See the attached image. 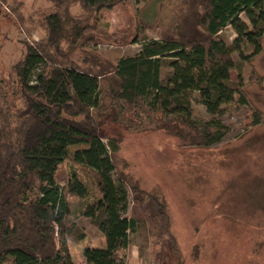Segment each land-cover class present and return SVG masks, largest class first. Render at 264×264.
Here are the masks:
<instances>
[{
	"label": "trees",
	"instance_id": "16d2710c",
	"mask_svg": "<svg viewBox=\"0 0 264 264\" xmlns=\"http://www.w3.org/2000/svg\"><path fill=\"white\" fill-rule=\"evenodd\" d=\"M45 1L44 36L21 41L25 54L0 80V264H76L69 243L87 236L81 218L107 241L104 249L85 250L88 262L126 264L137 227L123 216L127 187L155 233L157 263L163 248L181 258L166 200L118 173L121 140L105 127L110 120L128 129L163 130L184 147L221 142L229 133L223 106L249 103L232 71L241 73L262 51L264 0H190L176 34L145 41L115 64L93 60L87 68L73 65L71 55L96 46L102 11L129 0ZM6 4L28 31L35 28L21 1L0 0V8ZM77 6L82 12L74 14ZM229 26L237 34L233 44L222 36ZM195 102L208 118L198 115ZM262 121L256 114L255 123ZM67 161L95 173L96 191L76 172L59 184ZM256 200L264 208V191Z\"/></svg>",
	"mask_w": 264,
	"mask_h": 264
},
{
	"label": "rangeland",
	"instance_id": "374dc122",
	"mask_svg": "<svg viewBox=\"0 0 264 264\" xmlns=\"http://www.w3.org/2000/svg\"><path fill=\"white\" fill-rule=\"evenodd\" d=\"M19 1L25 17L34 19L35 28L29 25L28 31L20 24L7 6L12 1L1 6L0 80L25 54L21 41L37 40L45 34L39 23L49 4L45 0ZM189 1L129 0L112 10H103L104 24L97 31L99 43L78 49L70 62L81 68H87L93 60L115 64L119 58L139 52L145 41L176 34L182 28ZM72 11L79 14L82 9L77 6ZM222 36L228 44L237 38L230 26ZM262 45L261 53L241 73L232 71V80L243 83L249 103L236 101L223 106L222 120L229 133L213 146L184 147L163 130L128 129L108 120L105 131L121 140L116 157L118 173L166 200L181 251L179 258L163 248V257L157 263L155 233L132 202L127 187L128 208L123 216L135 219L137 227L125 252L126 264H264V208L256 200L264 191V38ZM87 57L91 63H84ZM234 57L239 59V54L235 52ZM105 87L106 83L103 91ZM194 107L199 116L209 117L201 104L195 102ZM256 114L263 120L259 124L255 123ZM71 172L96 191L95 173L70 161L58 174L60 185L66 184ZM113 178L119 182L116 174ZM79 222L89 234L94 231L89 220L81 218ZM87 243L72 244L78 263L84 262V257L89 263L86 249H98L89 244L85 247Z\"/></svg>",
	"mask_w": 264,
	"mask_h": 264
},
{
	"label": "crops",
	"instance_id": "0c3cea01",
	"mask_svg": "<svg viewBox=\"0 0 264 264\" xmlns=\"http://www.w3.org/2000/svg\"><path fill=\"white\" fill-rule=\"evenodd\" d=\"M87 233V236L85 239L81 240L79 243H83V242H89L86 244L85 247H87V245L89 244L88 247H94V248H98V249H104L106 248L107 246V241H106V237L100 232L98 231L97 229H94V231H92L90 234L86 231ZM98 240V242H97ZM72 244H74L73 242H70L69 243V246H70V251L72 253V256L74 258V261L76 264H89L86 261L85 257H84V262L82 263H78L76 260H75V257H74V254H73V251H72ZM86 249V248H85Z\"/></svg>",
	"mask_w": 264,
	"mask_h": 264
}]
</instances>
